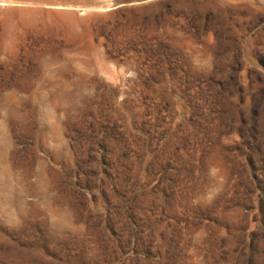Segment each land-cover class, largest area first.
<instances>
[{
    "label": "rangeland",
    "instance_id": "obj_1",
    "mask_svg": "<svg viewBox=\"0 0 264 264\" xmlns=\"http://www.w3.org/2000/svg\"><path fill=\"white\" fill-rule=\"evenodd\" d=\"M0 264H264V0H0Z\"/></svg>",
    "mask_w": 264,
    "mask_h": 264
},
{
    "label": "water",
    "instance_id": "obj_2",
    "mask_svg": "<svg viewBox=\"0 0 264 264\" xmlns=\"http://www.w3.org/2000/svg\"><path fill=\"white\" fill-rule=\"evenodd\" d=\"M119 6H120L119 4H115L111 9L117 8Z\"/></svg>",
    "mask_w": 264,
    "mask_h": 264
},
{
    "label": "bare ground",
    "instance_id": "obj_3",
    "mask_svg": "<svg viewBox=\"0 0 264 264\" xmlns=\"http://www.w3.org/2000/svg\"><path fill=\"white\" fill-rule=\"evenodd\" d=\"M84 12V11H83Z\"/></svg>",
    "mask_w": 264,
    "mask_h": 264
}]
</instances>
